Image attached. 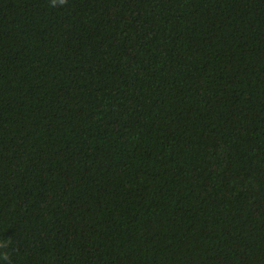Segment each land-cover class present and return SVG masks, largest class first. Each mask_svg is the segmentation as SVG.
<instances>
[{"label":"trees","instance_id":"obj_1","mask_svg":"<svg viewBox=\"0 0 264 264\" xmlns=\"http://www.w3.org/2000/svg\"><path fill=\"white\" fill-rule=\"evenodd\" d=\"M0 264H264V0H0Z\"/></svg>","mask_w":264,"mask_h":264},{"label":"clouds","instance_id":"obj_2","mask_svg":"<svg viewBox=\"0 0 264 264\" xmlns=\"http://www.w3.org/2000/svg\"><path fill=\"white\" fill-rule=\"evenodd\" d=\"M68 3V0H51V4L53 7L55 6H63L66 5Z\"/></svg>","mask_w":264,"mask_h":264}]
</instances>
